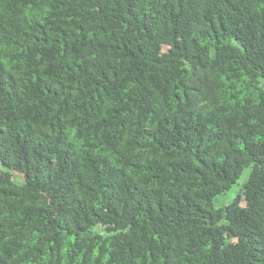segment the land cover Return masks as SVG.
I'll return each mask as SVG.
<instances>
[{
	"label": "trees",
	"instance_id": "16d2710c",
	"mask_svg": "<svg viewBox=\"0 0 264 264\" xmlns=\"http://www.w3.org/2000/svg\"><path fill=\"white\" fill-rule=\"evenodd\" d=\"M0 264H264V0H0Z\"/></svg>",
	"mask_w": 264,
	"mask_h": 264
},
{
	"label": "rangeland",
	"instance_id": "374dc122",
	"mask_svg": "<svg viewBox=\"0 0 264 264\" xmlns=\"http://www.w3.org/2000/svg\"><path fill=\"white\" fill-rule=\"evenodd\" d=\"M249 174V168H244L240 177L238 178V182L237 184L233 185L232 188H230L229 190L225 191L224 193L218 195L215 199H214V204L217 206H221L222 204H224L225 202L231 200L232 198H234L238 191H239V185L241 182H244L246 180V178L248 177Z\"/></svg>",
	"mask_w": 264,
	"mask_h": 264
}]
</instances>
